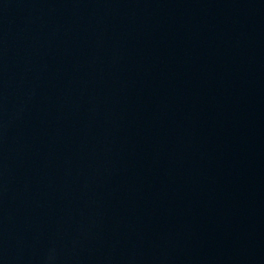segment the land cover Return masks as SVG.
<instances>
[{"label":"water","instance_id":"obj_1","mask_svg":"<svg viewBox=\"0 0 264 264\" xmlns=\"http://www.w3.org/2000/svg\"><path fill=\"white\" fill-rule=\"evenodd\" d=\"M0 264H264V0H0Z\"/></svg>","mask_w":264,"mask_h":264}]
</instances>
